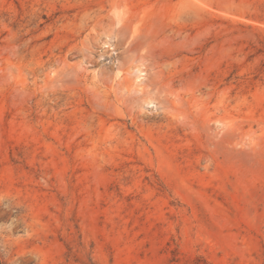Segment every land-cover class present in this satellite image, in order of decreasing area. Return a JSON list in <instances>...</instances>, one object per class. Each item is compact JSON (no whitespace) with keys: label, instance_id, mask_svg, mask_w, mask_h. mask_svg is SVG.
Listing matches in <instances>:
<instances>
[{"label":"rangeland","instance_id":"374dc122","mask_svg":"<svg viewBox=\"0 0 264 264\" xmlns=\"http://www.w3.org/2000/svg\"><path fill=\"white\" fill-rule=\"evenodd\" d=\"M0 264H264V0H0Z\"/></svg>","mask_w":264,"mask_h":264}]
</instances>
